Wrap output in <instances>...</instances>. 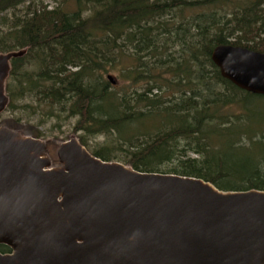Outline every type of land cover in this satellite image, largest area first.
Masks as SVG:
<instances>
[{"label": "trees", "instance_id": "obj_1", "mask_svg": "<svg viewBox=\"0 0 264 264\" xmlns=\"http://www.w3.org/2000/svg\"><path fill=\"white\" fill-rule=\"evenodd\" d=\"M72 1L66 10L0 0V53L26 49L11 60L5 110L34 98L48 115L77 116L84 146L83 136L117 132L115 147L92 152L102 160L224 191L264 190V112L249 107L264 97L236 88L210 60L223 44L264 53V0ZM109 66L120 67L125 89L103 79Z\"/></svg>", "mask_w": 264, "mask_h": 264}, {"label": "water", "instance_id": "obj_2", "mask_svg": "<svg viewBox=\"0 0 264 264\" xmlns=\"http://www.w3.org/2000/svg\"><path fill=\"white\" fill-rule=\"evenodd\" d=\"M25 53H0V114L11 60ZM210 60L264 97V53L223 44ZM56 157L52 165L46 141L0 127V245L9 249L0 264H264V190L140 172L74 135Z\"/></svg>", "mask_w": 264, "mask_h": 264}, {"label": "rangeland", "instance_id": "obj_3", "mask_svg": "<svg viewBox=\"0 0 264 264\" xmlns=\"http://www.w3.org/2000/svg\"><path fill=\"white\" fill-rule=\"evenodd\" d=\"M43 4H46L48 8L53 6H61L66 10L74 9L72 0H40ZM37 3V2H36ZM25 6L19 5L15 10L9 11L7 16L10 18L13 13L22 14ZM198 11H200L198 9ZM189 13V12H188ZM128 62V61H127ZM28 67H26L27 69ZM102 77L106 80V76L109 74L115 80V84H110L111 90L125 89L128 85L127 81H124L120 77V67L109 66L107 71L101 72ZM143 87V82L136 84H129V89L140 90ZM250 108L264 112V99L252 98ZM17 108L12 110H4L0 116V127H6L13 129L21 134H32L37 135L39 139L46 141L47 153L51 160L57 162L56 149L58 145L70 138L76 136L79 138L83 135L81 130L74 131L76 122L78 121L77 116H69L65 113H58L56 110L52 114L48 115L47 106L38 105L34 98L24 97L23 99L16 102ZM144 121L142 124L147 123ZM136 130L139 124L134 125ZM143 129V128H142ZM86 143V148L89 152H93L95 149L102 145H110L115 147L118 140V133L113 131L105 134H95L92 136H83ZM121 142V141H120ZM114 154L119 159H123V152L115 150Z\"/></svg>", "mask_w": 264, "mask_h": 264}, {"label": "bare ground", "instance_id": "obj_4", "mask_svg": "<svg viewBox=\"0 0 264 264\" xmlns=\"http://www.w3.org/2000/svg\"><path fill=\"white\" fill-rule=\"evenodd\" d=\"M11 64V63H10ZM11 69V68H10ZM10 129V128H9ZM28 136V135H27ZM47 145V144H46Z\"/></svg>", "mask_w": 264, "mask_h": 264}]
</instances>
